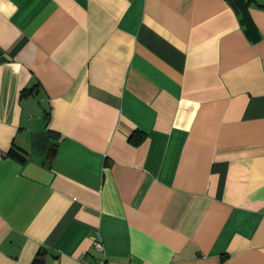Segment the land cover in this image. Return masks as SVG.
Segmentation results:
<instances>
[{"label":"crops","instance_id":"1","mask_svg":"<svg viewBox=\"0 0 264 264\" xmlns=\"http://www.w3.org/2000/svg\"><path fill=\"white\" fill-rule=\"evenodd\" d=\"M235 1L0 0V264H264V0Z\"/></svg>","mask_w":264,"mask_h":264},{"label":"built area","instance_id":"2","mask_svg":"<svg viewBox=\"0 0 264 264\" xmlns=\"http://www.w3.org/2000/svg\"><path fill=\"white\" fill-rule=\"evenodd\" d=\"M94 247L97 248V249H103V244L101 241H95L94 242ZM79 264H108L106 261L104 260H100L98 262H92L86 258H82L80 261H79Z\"/></svg>","mask_w":264,"mask_h":264},{"label":"trees","instance_id":"3","mask_svg":"<svg viewBox=\"0 0 264 264\" xmlns=\"http://www.w3.org/2000/svg\"><path fill=\"white\" fill-rule=\"evenodd\" d=\"M239 1H235L234 3H238ZM11 153H13L14 155H20L22 156V150H20L19 148L17 149V147H13L11 150ZM35 264H41L40 259L35 261Z\"/></svg>","mask_w":264,"mask_h":264}]
</instances>
